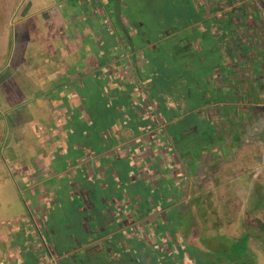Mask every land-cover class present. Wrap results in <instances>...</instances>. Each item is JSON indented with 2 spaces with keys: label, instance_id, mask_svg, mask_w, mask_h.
<instances>
[{
  "label": "flooded vegetation",
  "instance_id": "obj_1",
  "mask_svg": "<svg viewBox=\"0 0 264 264\" xmlns=\"http://www.w3.org/2000/svg\"><path fill=\"white\" fill-rule=\"evenodd\" d=\"M134 2L60 3L63 78L92 65L63 81L58 142L48 133L51 150L18 172L22 196L31 201L19 195L31 211L29 222L19 224L27 232L21 248H41L48 264H247L249 254L226 242L244 183L231 178L228 190L225 177L209 174L240 148L246 121L264 116L258 20L189 19L162 27L160 20L125 17ZM93 4L95 13H88L85 6ZM32 5L29 0L26 8ZM174 19L172 13L168 20ZM93 20L104 22V33H94ZM195 31L214 36L215 51ZM30 40L24 32L17 38V67H29L24 52ZM163 53L171 64L160 62ZM47 55L50 63H62ZM168 84L181 86V93L167 90ZM5 86L10 99L25 97L22 86L0 71L2 111ZM2 121L0 113V133ZM255 212L263 217L262 205L249 209Z\"/></svg>",
  "mask_w": 264,
  "mask_h": 264
},
{
  "label": "rangeland",
  "instance_id": "obj_2",
  "mask_svg": "<svg viewBox=\"0 0 264 264\" xmlns=\"http://www.w3.org/2000/svg\"><path fill=\"white\" fill-rule=\"evenodd\" d=\"M28 1L29 0H0V71L1 73L3 72V75L5 74L7 80L12 79L20 84L22 86L20 87L23 93L22 96H25L22 97L23 100L14 105L4 102L3 111L2 109L0 110L3 118L2 131L0 133L1 244L14 242L20 235L22 238H26V230L22 229V226L19 225L20 218H14L20 212H23V214L27 216L28 211L24 202L18 198L19 195L21 197L25 192V190H23L24 185L22 184L18 172L20 169H23V166H27L28 168L29 166L35 165V160L38 159L39 154L47 153V149L48 151L51 150L49 148L51 143L48 145V133L53 135L51 139L52 143H54L53 141L58 142L59 137L56 138V135L59 134L61 128L62 116L61 112H58V109L61 108L62 105L57 98L59 94H63V81L71 80L76 76V71H82L83 73L88 68L90 69L92 65L91 63H87V65L83 67H75L63 78V49L60 50V47H63V42L61 41V36L63 34L62 26L54 24L52 20H45V18H42L40 15H37L35 19L19 20L20 14L26 13L25 8ZM31 1L34 2V5L30 6L32 7L30 9L32 12L40 10L46 14L51 11V9H49V11L46 9L47 6L51 4H56V6L61 7V10H63V5L60 4L63 3V0ZM65 1L68 6L74 5L79 7L80 5V0ZM134 1L133 12L127 14L124 11L125 17H128L129 20L143 19L144 22H147V20H160L162 27L177 25L179 21L183 20H201L203 19L205 8L210 7L207 0ZM126 2L129 7L130 3L128 1ZM93 5L94 9L85 6L88 13H95L94 11H96L95 8L98 3ZM186 6L192 9L186 10ZM44 9H46V11H43ZM39 13L40 12H38V14ZM172 13L177 14L178 20H168V17H170ZM237 19L238 18H236V20ZM93 22H95V27L98 28L94 33H100V30L102 31L101 33H104V25L101 24L103 21L93 20ZM261 22V28L264 30V20H261ZM23 32L33 39L30 40L27 45V49H32V51L26 50L24 52L26 64L29 65L28 68L24 66L17 67L16 57L13 58L16 64H13L11 59L12 45L15 48L17 38ZM194 36L200 37L204 42L203 46H206V48H208L209 43L211 49L215 51L212 48L217 42V40L213 39L214 36L211 37L208 33L205 34V32L200 31L198 34L195 31ZM47 40L48 43L51 44H49L50 46L47 54L51 55L54 59L56 57L58 61L62 58L61 64L55 62L50 63V57L44 54L46 52L44 49L47 47ZM55 49L61 57L54 56L53 51ZM261 49H264L263 44ZM262 50L261 54L263 53ZM202 53L206 55L207 50ZM167 55L168 53L160 55L159 58L162 64L165 63V60L170 64L172 63V60L167 58ZM211 60H215L216 62L214 58ZM89 61L94 62L92 58H89ZM196 64L197 60L195 61V66ZM46 68L51 69L54 73L48 76L47 71H43ZM180 71L182 72L183 70L180 69ZM175 78L176 81H178L177 77ZM173 87L170 88V84L165 86L167 90L173 91L174 94L181 93V91L179 93V89L182 88L181 86H179V89ZM48 100H51L57 105H53ZM56 109L57 111L55 112ZM246 111H249V109ZM53 113L57 116L50 118ZM74 113L76 115L78 112L73 111V114ZM262 116L263 115L257 116L252 124L250 121H246L244 127L245 131L242 137L243 142L240 148L231 156L232 158L223 159L217 170L209 174L212 177H225L228 182V190L237 177L240 183H244L242 185L243 191H238L239 194H241V211L238 216L232 215L233 217L231 219L233 223L229 224L231 227H228L229 232L226 242L228 245L233 243L235 247L239 248H237L239 252L241 251L249 254L251 261L247 264H264V235L260 233L255 226V219H259L262 216L258 215L257 212H255V214L249 213V209L254 205H261L260 197L263 198L262 208H264V116ZM68 126L70 127V124H68ZM71 127H73L72 123ZM73 138H75V136ZM45 140L47 143H43V146L41 143ZM197 147H199V145H197ZM227 149L228 152L229 148ZM53 152L56 153V148ZM57 159L58 156L54 158V160ZM62 165V160L54 161V172L60 171ZM231 178L234 180H231ZM254 187L255 191L253 189ZM18 192H20V194H18ZM22 197L24 199L27 198V205L31 203L30 200L28 201V196L23 195ZM230 216L231 214H228L227 217L224 218L228 220ZM236 219H238V224L241 226L238 232H236ZM4 235L10 238L4 240ZM37 250L35 249L34 252L31 250L24 251L23 248H21L19 252L7 258L6 261H8V263L13 262L14 264H48V259L45 258L46 252L41 248H37ZM43 256L45 257L43 258Z\"/></svg>",
  "mask_w": 264,
  "mask_h": 264
},
{
  "label": "crops",
  "instance_id": "obj_3",
  "mask_svg": "<svg viewBox=\"0 0 264 264\" xmlns=\"http://www.w3.org/2000/svg\"><path fill=\"white\" fill-rule=\"evenodd\" d=\"M201 1V0H200ZM209 2V9H207L204 11V15H203V19L201 20H215V19H220V20H234V15H237V20H258V26L256 29V36H255V40L257 43V49L259 51V54H261V46L262 44L264 45V30L263 28H261L262 22L261 20H264V0H207ZM27 6V5H26ZM33 6V5H32ZM32 7L29 8H25L26 13L24 14H20V18L19 20H28V19H35V17L37 15L42 14V16H44L45 18H48V20H55V24L61 25L63 23V10L59 9V6L56 5H51L49 7H47L46 9H51L50 12H47L46 14H44L42 11H35L32 12L30 11ZM46 9H44L43 11H46ZM28 10V11H27ZM38 12H40L38 14ZM50 13V14H49ZM234 13V14H233ZM221 16V18H219ZM18 23V22H17ZM12 62H14L15 60L13 58L16 57V51H17V46L15 44V48L13 49V45H12ZM5 94L7 96L6 101L8 104L10 105H14L17 104V102H20L23 99H15L12 100L10 98H12L13 96L10 95L7 86H5ZM5 101V102H6ZM50 101L53 105H56L55 103H53L51 100ZM47 101V102H48ZM47 104V103H46ZM263 108V107H262ZM57 111V109L55 110V112ZM59 112V111H58ZM57 116L56 114L53 113V115L50 118H53ZM19 198V197H18ZM19 200V199H18ZM31 211H28V213ZM14 218H20L19 219V224L23 222L28 223V217L25 216V214H23V212H20L16 215V217ZM21 221V222H20ZM0 238H2V233H0ZM4 240H7L6 238H10L7 235H4ZM22 242L24 241V238H22V236L20 235L18 237V239L14 240V242L12 241L11 243H3L1 244L0 242V264H14L12 263H8L7 258H10L13 254L19 252L21 249Z\"/></svg>",
  "mask_w": 264,
  "mask_h": 264
},
{
  "label": "trees",
  "instance_id": "obj_4",
  "mask_svg": "<svg viewBox=\"0 0 264 264\" xmlns=\"http://www.w3.org/2000/svg\"><path fill=\"white\" fill-rule=\"evenodd\" d=\"M260 65H261L260 69H262V62ZM262 110H263V108H262ZM262 110H261V108H259L258 112L261 113V112H263ZM261 205L263 206V198H261ZM255 221H256L255 223H256L260 233H262L264 235V216L259 218V219H255Z\"/></svg>",
  "mask_w": 264,
  "mask_h": 264
}]
</instances>
